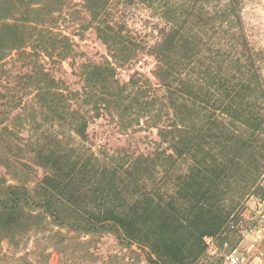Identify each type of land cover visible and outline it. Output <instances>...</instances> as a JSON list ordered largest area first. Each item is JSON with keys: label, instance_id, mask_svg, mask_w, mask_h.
<instances>
[{"label": "trees", "instance_id": "16d2710c", "mask_svg": "<svg viewBox=\"0 0 264 264\" xmlns=\"http://www.w3.org/2000/svg\"><path fill=\"white\" fill-rule=\"evenodd\" d=\"M113 1L0 0V165L6 170L0 175V232L4 237L46 213L58 226L88 234L112 230L121 240L148 245L158 259L184 262L217 227L212 220L196 222L216 211L214 203L209 208L210 201L250 191L264 167L257 158L249 160L246 178L240 177L239 166L254 147L253 130L263 124L264 112L248 111L254 123L245 140L240 125L233 121L228 126L220 116L233 110L240 120L242 94L253 88L259 92L256 84L250 85L255 63L252 58L244 63L238 46L225 49L213 37L225 31L222 19L228 12L219 5L212 8L215 0H125L152 9L165 27L149 50L156 62V87L136 73L122 82L117 71L139 60L140 46L105 21ZM236 1L229 5L240 29ZM78 5L89 16L81 28L92 27L108 53L100 62L78 67L82 86L72 90L57 77L55 65L74 55L73 43L54 25L65 9L77 11ZM229 70L234 73L230 85L225 79ZM227 90L233 93L231 105L225 104ZM105 115L117 119L122 130L141 123L157 129L160 142L169 143L172 152L122 162L107 156L106 164L100 162L83 143L90 122ZM184 161L190 163L186 173L178 174L175 167ZM158 162L161 179L178 186L176 196L167 199L162 187L138 183L130 197L131 168L141 172ZM30 163L46 170L33 188L28 184L34 171ZM183 195L194 203L184 219L183 207L178 209ZM185 249L189 255L181 256ZM149 261L159 264L152 256Z\"/></svg>", "mask_w": 264, "mask_h": 264}, {"label": "rangeland", "instance_id": "374dc122", "mask_svg": "<svg viewBox=\"0 0 264 264\" xmlns=\"http://www.w3.org/2000/svg\"><path fill=\"white\" fill-rule=\"evenodd\" d=\"M82 2L83 0H73L72 3L82 4ZM230 2L231 0H215V3H210L212 8L214 5H219L223 10H228L222 19L225 31H219L213 37L223 42L225 49L231 50L233 45L238 46L240 58L244 63L249 65L250 62L246 60L252 58L255 63L253 69L255 73L250 78V85L254 87L256 84L260 90L257 92L255 88L246 89L245 94H242L239 99L240 120H235L233 110H230L231 114L227 112L220 116L228 126L233 121L240 125L239 134L245 140L251 137L250 130L254 123L248 111L252 110L251 112L253 114L256 112L257 115L260 114L259 112H264V0L236 1L241 20L240 29L234 26L235 18L230 12L232 8L229 5ZM74 9L79 12L65 9L54 25L57 31L70 38L74 50L72 57L55 65V71H57V77L72 90H79L82 84L77 75L78 67L85 62H100L107 56L108 51L97 38L92 27L85 25L81 28V24H86L89 20L87 12L79 5ZM104 19L112 22L114 26L121 27L125 35L140 46L139 60L132 67L118 69L119 79L126 82L136 73L148 78L156 87L157 80L153 76L156 62L149 50L159 42L165 22L147 6L137 2L130 4L125 0H114L110 13ZM216 24L218 25L219 22ZM229 72L228 75L226 74L228 71L225 72V79L230 85L234 73L233 70ZM232 97L231 90H227L224 97L225 104L231 105ZM244 112L248 117L244 115ZM48 133L51 132L48 131ZM253 133L254 147L252 151L244 153L245 165L239 166L240 177L243 178H246L245 174L250 168L249 160L257 158L264 164V122L253 130ZM244 140L243 143H245ZM160 141L155 128L141 123L133 129L122 130L117 119L105 115L90 122L87 140L83 146L95 158H100V162L106 164L104 158L107 156L117 157V161L122 162L129 157L154 155L156 151L161 150L171 153L169 143ZM189 164L184 161L175 167V171L178 174H184ZM30 165L34 171L31 173L28 184L33 188L35 182L44 177L46 170L33 163ZM150 167L151 169L141 170V172L131 168L130 197L135 196L138 183L145 184L143 188L147 189L162 187L161 192L166 196H176L174 193L178 186L175 187L171 180H165L164 177L161 179L163 166L158 162ZM5 171V168L0 165V175ZM6 177L10 178V175ZM238 194L227 196L225 194L224 199L221 198L223 200L216 204L215 198L210 201L209 208L214 203L216 211L210 213L212 216L200 215L196 222L212 220L217 222V227L203 237L201 249L197 250L194 256L192 255L194 258H188L184 262L174 257L158 259V255L148 245L121 240L123 238L118 237L112 230L106 229L88 234L71 226H58L50 214L44 213L34 221L21 226L20 230L10 232L4 237L0 232V264H154L149 261V256H152L159 264H264V167L259 171L254 187L250 191L243 189ZM178 204V209L183 207L181 211L186 214L182 215L183 219L191 216L192 213L190 214L188 208L194 203L190 196L183 195ZM230 211L231 215L226 216V213ZM185 245L190 247L188 243ZM180 254L187 256L189 252L185 249Z\"/></svg>", "mask_w": 264, "mask_h": 264}]
</instances>
